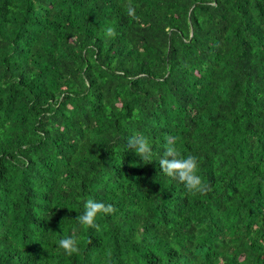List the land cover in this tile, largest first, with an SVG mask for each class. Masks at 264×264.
Instances as JSON below:
<instances>
[{"label": "trees", "instance_id": "16d2710c", "mask_svg": "<svg viewBox=\"0 0 264 264\" xmlns=\"http://www.w3.org/2000/svg\"><path fill=\"white\" fill-rule=\"evenodd\" d=\"M128 2L0 0V264H264V0Z\"/></svg>", "mask_w": 264, "mask_h": 264}, {"label": "clouds", "instance_id": "9594fccd", "mask_svg": "<svg viewBox=\"0 0 264 264\" xmlns=\"http://www.w3.org/2000/svg\"><path fill=\"white\" fill-rule=\"evenodd\" d=\"M126 15L132 19H138L135 14V7L131 0L124 6ZM104 34L109 38H115L116 30L112 26L103 29ZM163 155L159 158V165L162 172L174 179H178L184 184L189 193L205 194L209 189L208 185L203 181L198 174L199 163L195 155H182L181 151L175 146L174 138L168 136ZM128 147L132 149L137 156L143 161L150 162L152 156V146L147 137L143 135H133L128 140ZM114 212L112 204L97 202L93 199H88L84 202V212L76 219L84 228H99L96 223L98 214H111ZM59 248L71 256L79 251L77 238L73 236H65L57 241Z\"/></svg>", "mask_w": 264, "mask_h": 264}]
</instances>
